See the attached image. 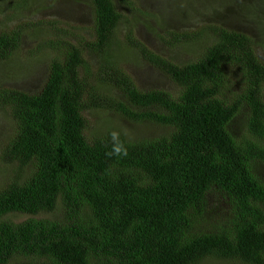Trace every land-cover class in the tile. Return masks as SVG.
Returning a JSON list of instances; mask_svg holds the SVG:
<instances>
[{
	"label": "trees",
	"instance_id": "1",
	"mask_svg": "<svg viewBox=\"0 0 264 264\" xmlns=\"http://www.w3.org/2000/svg\"><path fill=\"white\" fill-rule=\"evenodd\" d=\"M90 3L92 39L64 30L57 43L45 41L58 52L39 93L0 90L12 125L0 160L15 174L0 186V264H264V183L254 167L264 163V62L255 41L219 25L172 33L175 46L204 43L195 61L179 65L130 36L123 43L120 6L130 0ZM28 28L0 34V62ZM126 43L178 93L140 90L120 65ZM235 72L245 88L230 99ZM110 109L165 132L96 135L86 112ZM238 118L241 134L232 128ZM113 130L126 156L107 155ZM214 195L222 199L210 207ZM16 214L30 217L16 222Z\"/></svg>",
	"mask_w": 264,
	"mask_h": 264
},
{
	"label": "rangeland",
	"instance_id": "2",
	"mask_svg": "<svg viewBox=\"0 0 264 264\" xmlns=\"http://www.w3.org/2000/svg\"><path fill=\"white\" fill-rule=\"evenodd\" d=\"M130 1L133 3L132 7L120 6L126 16L118 28L123 43L127 36H130L133 42L148 47L168 61L173 60L182 65L195 61L204 43L198 41L175 46L172 33L187 35L199 32L202 27L219 25L250 36L256 43L259 58L264 62V0ZM24 24L29 28L23 32L20 48L14 51L9 59L0 62V90L8 88L37 94L46 84L50 61L58 52L52 51L45 41L57 43L64 30L78 33L88 40L92 39L94 10L90 0H0V34L15 31ZM207 37L209 41L213 40L211 36ZM86 58L91 71L99 67L94 56L87 54ZM118 58L122 68L137 83L140 90H162L173 95L178 93V86L160 67L144 60L142 55L134 52V48L128 44L121 47ZM229 80L232 83V99L236 90L245 88V85L240 83L242 76L239 72H235V76L231 75ZM120 97L125 100L122 95ZM85 116L90 124L95 126L96 135L110 127H122L133 137L165 132L162 127L154 130L152 126L145 124H129L112 109L99 112L89 110ZM232 128L236 134L245 130L240 118L234 122ZM11 137V120L0 111V151L9 143ZM254 167L257 176L264 183V163L257 161ZM14 177L12 167L0 160V186L9 183ZM221 199L218 195L209 197L210 207L221 202ZM29 217L16 214L12 220L21 222ZM216 218L221 219L220 216ZM203 264L244 263L206 260Z\"/></svg>",
	"mask_w": 264,
	"mask_h": 264
},
{
	"label": "clouds",
	"instance_id": "3",
	"mask_svg": "<svg viewBox=\"0 0 264 264\" xmlns=\"http://www.w3.org/2000/svg\"><path fill=\"white\" fill-rule=\"evenodd\" d=\"M110 140H111V151L107 153L108 156H121L127 155V148L124 142L121 139V133L117 130H113L110 132Z\"/></svg>",
	"mask_w": 264,
	"mask_h": 264
}]
</instances>
